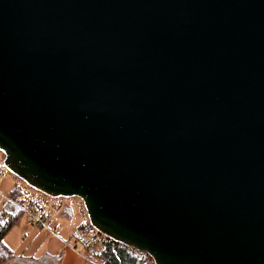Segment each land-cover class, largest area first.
Here are the masks:
<instances>
[{
    "label": "water",
    "instance_id": "95a60500",
    "mask_svg": "<svg viewBox=\"0 0 264 264\" xmlns=\"http://www.w3.org/2000/svg\"><path fill=\"white\" fill-rule=\"evenodd\" d=\"M0 152L155 264H264V0H0Z\"/></svg>",
    "mask_w": 264,
    "mask_h": 264
},
{
    "label": "built area",
    "instance_id": "2783aa9c",
    "mask_svg": "<svg viewBox=\"0 0 264 264\" xmlns=\"http://www.w3.org/2000/svg\"><path fill=\"white\" fill-rule=\"evenodd\" d=\"M5 173L10 174L15 181L13 190L2 195L6 203L14 206L33 226L49 231L65 247L72 250L80 248L81 251L83 250L89 255L87 259L91 260L92 257L104 255L109 243L116 242L91 225L84 204L78 198L77 199L80 201L78 206L81 220L79 225L77 224V226L63 237L60 225L57 221L59 218L58 216L63 212V200L66 198H54L32 188L3 166V169L0 168V176H4ZM120 245L124 247L129 254L136 257L147 258L148 264H155L153 259L145 252L122 244Z\"/></svg>",
    "mask_w": 264,
    "mask_h": 264
},
{
    "label": "rangeland",
    "instance_id": "374dc122",
    "mask_svg": "<svg viewBox=\"0 0 264 264\" xmlns=\"http://www.w3.org/2000/svg\"><path fill=\"white\" fill-rule=\"evenodd\" d=\"M2 160L3 154L0 152V168L3 169ZM14 184V178L10 174L5 173L4 176H0V212L6 203L2 195L12 191ZM79 204L80 201L77 198H66L63 200V211L66 207H68L71 213V216L68 218L61 216V214L58 216L59 218L57 222L60 225L63 237H65L69 231L77 226V224L79 225L81 220V214L78 206ZM71 224L74 226H72L69 230ZM4 243L16 256L22 255L24 257L33 258H38L46 254H50L52 256L60 254L63 256L62 251L65 247L49 231L33 226L23 216L5 236ZM73 251H75V254L80 253L84 257L89 258V255L85 251H81L80 248Z\"/></svg>",
    "mask_w": 264,
    "mask_h": 264
},
{
    "label": "trees",
    "instance_id": "16d2710c",
    "mask_svg": "<svg viewBox=\"0 0 264 264\" xmlns=\"http://www.w3.org/2000/svg\"><path fill=\"white\" fill-rule=\"evenodd\" d=\"M61 216L70 217V209L65 208ZM22 214L12 205L5 203L0 212V264H61L59 255H43L38 258L16 256L4 243V238ZM96 264H148L147 258L129 254L124 247L116 242H110L107 251L100 257H92Z\"/></svg>",
    "mask_w": 264,
    "mask_h": 264
},
{
    "label": "crops",
    "instance_id": "0c3cea01",
    "mask_svg": "<svg viewBox=\"0 0 264 264\" xmlns=\"http://www.w3.org/2000/svg\"><path fill=\"white\" fill-rule=\"evenodd\" d=\"M72 226L74 225L71 224L69 230L72 228ZM74 252L75 251H73L72 249L64 247V250L62 251L63 256L59 254V256L61 257V264H96L94 261L87 259L81 254L79 255L78 253H76L78 255L77 257Z\"/></svg>",
    "mask_w": 264,
    "mask_h": 264
}]
</instances>
